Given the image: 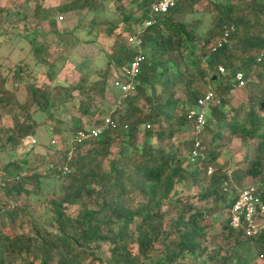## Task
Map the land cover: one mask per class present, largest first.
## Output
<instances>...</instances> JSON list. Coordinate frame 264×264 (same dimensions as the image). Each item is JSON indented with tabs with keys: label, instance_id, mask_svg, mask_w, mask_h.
Returning <instances> with one entry per match:
<instances>
[{
	"label": "trees",
	"instance_id": "1",
	"mask_svg": "<svg viewBox=\"0 0 264 264\" xmlns=\"http://www.w3.org/2000/svg\"><path fill=\"white\" fill-rule=\"evenodd\" d=\"M37 1L41 0H36L34 20L23 15L25 23L18 25L16 31H11L8 25L0 27V47L6 42V50L12 53L15 44L10 45L8 40L22 39L28 44L34 64L45 65L46 75L52 79L56 73L54 60L46 58L45 53L52 44L69 49L75 37L67 30L59 31L54 16L44 17ZM106 1L66 0L57 9L66 14L84 9L97 11L105 7ZM115 1L120 18L106 27V34H111L112 27L120 26L130 37L140 40L142 53L133 89L119 97L120 103L115 108L95 105L96 98L105 90L109 62L122 70L124 78L127 65L137 52L135 44L129 45L117 37L107 53V63L96 70L100 79L84 87L85 77L79 78L75 85L78 95L66 87L55 95L47 84H31L27 85L26 101L21 104L6 87L7 75L0 73V108L18 103L12 125L0 124V152L15 149L24 138L35 133L37 123L30 111L32 106L54 120L49 127L52 136L62 143L63 132H69L72 144V147L66 143L56 146L47 154V164L43 154L33 166L29 164L24 169L27 162L24 159L9 164L15 167L14 174L0 175V186L6 194V202L0 201V264H185L181 260L186 256L195 258V264H206L208 260L251 264L253 253L257 257L264 252V229L244 235L241 230L246 223L236 228L227 217L222 228L227 232L226 240H233H229V248L210 251L204 244L207 225L200 223L207 210L176 198L173 200L176 215L163 226L166 211H160L159 207L171 195L180 193L176 185L183 181L196 186L200 198H211L215 206H226L229 210L238 194L233 185L242 187L248 176L257 179L254 194L263 201L264 0H180L166 11L155 13L151 24L139 32L134 26L149 18L150 5L156 0ZM202 1H206L210 26L199 33L198 22L185 17L197 11ZM4 11L0 8V13ZM43 20L49 24L54 38L45 39L48 32L31 30L26 25L28 21L32 26L42 25ZM218 65L223 66L225 73L218 71ZM19 66L20 63L13 64L7 71L17 78L21 73ZM236 72L245 80L242 87L246 99L233 106L229 104V92ZM211 83L217 87L209 86ZM208 88L214 90L219 103L208 105L205 124L197 134L203 156L190 160L188 155L195 138L177 141L176 135L193 125L188 111L195 108L197 99ZM66 101H72L79 115L70 114L68 119L55 117L52 108ZM97 113L109 115L112 124L97 137L73 139L74 133L84 127L82 117ZM104 117H97L95 124ZM234 136L253 150L242 161H236L229 174L222 171L217 157ZM53 162L55 165L50 167ZM64 164L65 171L59 169ZM209 166L212 171L207 173ZM54 178L59 188L56 198L51 200L56 229L34 224L20 233H6L3 230L6 218L13 222L27 212L26 204L13 201L22 192L41 193L42 180ZM26 183H30V188L25 187ZM135 194L146 200L131 208L127 203H132ZM71 206L76 210L68 212ZM158 242L161 247L154 248ZM101 243L108 245V258L102 257ZM129 243L135 245V251L128 247ZM154 250L159 252L156 257Z\"/></svg>",
	"mask_w": 264,
	"mask_h": 264
},
{
	"label": "rangeland",
	"instance_id": "2",
	"mask_svg": "<svg viewBox=\"0 0 264 264\" xmlns=\"http://www.w3.org/2000/svg\"><path fill=\"white\" fill-rule=\"evenodd\" d=\"M64 1L66 0L37 1L41 5L40 13L44 17L48 15L54 16L58 30H67V32L72 33V35L75 37V40H72V46L69 49L63 50L61 47H58V45L52 44L45 53L46 58L51 61L54 60L53 67L56 72L54 78H48L46 75L47 67L45 65L34 64L31 55H29L27 48L28 44H26L22 39H14L12 41L8 40L10 45L15 44V48L13 47L12 53L6 50L8 47L6 44H4L6 42H3V47H0V73L3 76H5V74L7 75L6 87L13 91L18 103H25L28 94L27 85L31 84L36 86L47 84L55 95L56 92H61V87L70 88V91L73 95H78V88H76L75 85L76 83L80 82L78 81L79 78L85 77L83 81L84 87H88L90 83L100 79V76L96 70L100 67H104L105 63H107V60L109 59L107 53L110 51L111 44L115 37L121 40H126L129 45L131 43H136L134 40H132L133 36L130 37V35L122 31L120 26L118 28L114 27V29L112 27L111 34L109 35L105 32L107 29L106 27L111 26L118 18H120V15L115 8L117 3L116 1L114 2V0H107L105 2V7L103 9H98L97 11H89L84 9L83 11L80 10L78 13L70 14L60 12L57 9L59 4L63 3ZM205 3L206 1H202L199 6H197V11H194L185 17L193 22H198L197 31L199 33L204 32L210 26V16L204 6ZM35 5L36 0H0V8L5 9L4 12L0 13V27L2 25H8L11 31H16L15 28H18V25L22 26L25 23L22 18L23 15L29 16L30 19L34 20L32 15L34 13ZM29 24L30 23L28 21L26 25L31 30H39L42 33L48 32L44 34L45 39H50L51 37L54 38L53 33L50 30L51 28L45 20H43L42 25L32 26V24ZM11 31L9 34H11ZM19 63V67H21V73L20 76L14 78L7 70L9 67L11 68L13 64L17 65ZM109 63L110 64L108 65V68L106 66L107 75H105V77L107 81L105 90L95 100V105L104 109H106L108 105L112 106L114 103V97L118 96V90L112 85V83L115 78H121L122 74V70L115 68L114 64H112V61ZM209 86L217 87V84L211 83ZM229 97V104L233 106L237 105L239 102L245 101L246 90L244 87H234L229 92ZM18 103H12L6 109L0 108L1 125H12V115L13 113L18 112ZM30 111L33 119L37 123L35 127V133L24 138L20 144L15 147V149L11 151L0 152V175L7 172L8 174L12 175L16 172L15 167L9 165L10 163L18 164L25 159L27 162L24 165L22 164L23 168L25 169V167L29 166V164L33 166L35 164L34 161L38 158H42L43 154L45 155L44 160L47 159V154L51 153L52 150L56 148V146L61 145L62 143H66L69 145V147H72V144H70L71 141L69 132H63L64 142L61 143L59 140H57V137L52 136L51 133H49V127L54 123V120L52 118L50 119L47 114L40 112L37 107L32 106ZM52 111L55 117L59 115V117L63 119H68L70 114L79 115V113L76 112L75 107H72V101H66L63 104H60L59 107L56 106L55 108H52ZM104 116L105 115L103 114L98 115V113L93 117L83 116V128L85 129L98 125L99 123L95 124V119L97 117L103 118ZM191 127H186V129H184L181 133L177 134V141H183L184 139L190 137L194 138V129ZM252 150L253 148L250 145L243 144L240 142L238 137L234 136L229 142H226L221 156L217 157V161L220 164L219 166L221 167L222 171H227L230 174L231 169L235 166V162L242 161L241 159L245 155L248 157ZM113 151H116V147H113ZM48 161L49 158L47 161H44V164H47ZM54 163L55 162L50 164L53 165ZM4 167L7 168L6 172L3 171ZM21 171L23 172V170ZM57 182L58 181L55 178L52 181L42 180V185L40 187L41 193L22 192L20 197L15 201L16 203L14 201L13 203L18 205L26 204L27 212L18 216L13 222L6 218L7 226L3 228V230L8 234L11 232L20 233L23 230H29V228H31L34 224H44L48 229L55 230V212L53 211V202H51V200L56 198L57 192L59 191ZM254 184L258 185L257 179L248 176L243 179L242 187L239 185H233L235 187L233 190L236 193V191L239 192V190L245 186H253ZM30 186V183L25 184V187L27 188H30ZM176 186L180 193L177 195H171L164 202V205L159 207L160 211H166L162 216L163 226L167 225L176 215V208L174 206L173 200L178 198L182 202L187 201L196 208L208 211L204 214L203 220L200 221L201 224L207 225L205 228L206 238L204 239V244L208 250L211 251L212 249H219V247L221 249H225L227 247L229 248L228 242L230 243L233 238L229 239L230 241L226 240L227 232L222 228L223 220L229 217L228 208L226 206H215L211 198H200L198 195H196L198 188L196 186H191L187 182L182 181ZM5 195L3 194L0 186V201L6 202ZM145 200L146 198L144 196L135 194L132 203L130 202L127 204L129 207L135 208L140 202ZM75 210V206L67 208L68 212ZM250 222L251 225L249 227L251 230L249 231L253 232L256 230H261L264 225V214L259 211ZM133 231L136 235L137 230L133 228ZM241 231L244 235H248L249 233L247 226H244V230ZM128 247L133 251L136 250L133 243H129ZM160 247L161 242L156 243L154 246V248ZM101 251L103 253L102 257L104 259L109 257L107 244L101 243ZM158 254L159 252L157 250L153 251V257H156ZM221 254L222 253L220 252V255ZM251 260V264H264L263 258H261L260 255L255 257L254 253ZM181 262L185 264H195V258L192 259L190 256H186L181 260ZM96 263L98 262L96 261ZM99 264L106 263L103 262ZM206 264L219 263L217 260H208L206 261ZM229 264H233V262Z\"/></svg>",
	"mask_w": 264,
	"mask_h": 264
},
{
	"label": "built area",
	"instance_id": "3",
	"mask_svg": "<svg viewBox=\"0 0 264 264\" xmlns=\"http://www.w3.org/2000/svg\"><path fill=\"white\" fill-rule=\"evenodd\" d=\"M180 0H156L150 5V15L149 18L144 20L140 24L135 25V29L137 32L143 30L146 26L150 25L153 21V15L155 13L164 12L170 6H173L176 2ZM227 35V30L224 32L223 40ZM137 46V52L134 57L130 60L125 70L124 78H115L113 80L112 85L118 90V96L115 97L114 103L112 105V109L118 106L120 103L119 97H124L126 93L130 92L133 89L134 78L140 70V63L142 60V53L140 49V40L137 37H133V39ZM220 73H225L223 66L218 65L217 67ZM245 83L243 76L240 72H236L233 78V88L234 87H242ZM212 103H219V99L217 98L216 93L213 89L208 88L206 89L202 95L197 99V103L195 108L188 111L187 117L192 119V128L194 129V143L193 148L188 155L190 160H195L199 155L203 156V153L199 151V140L197 139V134L200 132L201 127L205 124L206 115L208 112V105ZM109 124H112L111 118L109 115H106L101 123L96 126L89 127V128H82L77 130L74 135L73 139L75 140H84L88 138L97 137L100 135L105 128L108 127ZM148 126V125H147ZM71 144V143H70ZM71 149V148H70ZM71 154V150L68 151L67 156L69 157ZM50 167L52 165H49ZM59 169L67 170V165H60ZM212 171V167L207 168V173ZM255 187L254 185L245 186L244 188L240 189L236 199L233 201L230 209H229V223L233 227H241L244 223H246L248 232L251 225L252 218L264 208V198L263 201L258 199L257 196L254 194ZM244 228V227H243ZM261 229H264V225ZM259 230V229H258ZM257 231V230H256ZM255 232V231H253ZM260 257L264 260V252L260 254Z\"/></svg>",
	"mask_w": 264,
	"mask_h": 264
},
{
	"label": "clouds",
	"instance_id": "4",
	"mask_svg": "<svg viewBox=\"0 0 264 264\" xmlns=\"http://www.w3.org/2000/svg\"><path fill=\"white\" fill-rule=\"evenodd\" d=\"M212 89V88H211ZM211 167V166H210ZM227 172V171H226ZM227 173H229V172H227ZM238 193V192H237ZM238 195V194H237Z\"/></svg>",
	"mask_w": 264,
	"mask_h": 264
}]
</instances>
